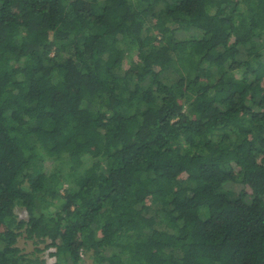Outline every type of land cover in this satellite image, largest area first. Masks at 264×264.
Returning a JSON list of instances; mask_svg holds the SVG:
<instances>
[{"label": "trees", "instance_id": "16d2710c", "mask_svg": "<svg viewBox=\"0 0 264 264\" xmlns=\"http://www.w3.org/2000/svg\"><path fill=\"white\" fill-rule=\"evenodd\" d=\"M0 264H264V0H0Z\"/></svg>", "mask_w": 264, "mask_h": 264}, {"label": "rangeland", "instance_id": "374dc122", "mask_svg": "<svg viewBox=\"0 0 264 264\" xmlns=\"http://www.w3.org/2000/svg\"><path fill=\"white\" fill-rule=\"evenodd\" d=\"M192 37H196V32L194 30H189V31L181 30L177 33V38H180V39H188V38H192ZM15 211H16L19 218L25 217L23 209L17 207L15 209ZM17 245L22 249V251H24L26 253L32 252V250L35 249L34 245L31 242L26 241L23 237H20L18 239ZM41 246H42V244H41ZM45 254H46V252L42 253V255H41L42 258H44L47 261H53L54 260V257H52V256L45 257ZM84 260L86 263H90V260L88 258L85 259V257H84Z\"/></svg>", "mask_w": 264, "mask_h": 264}, {"label": "built area", "instance_id": "2783aa9c", "mask_svg": "<svg viewBox=\"0 0 264 264\" xmlns=\"http://www.w3.org/2000/svg\"><path fill=\"white\" fill-rule=\"evenodd\" d=\"M54 251V248H48L45 252H46V254H45V257H48V256H50L49 255V253L51 252V251ZM80 254H81V252H80ZM82 255V254H81ZM54 261V260H53ZM48 262H52V261H48Z\"/></svg>", "mask_w": 264, "mask_h": 264}]
</instances>
